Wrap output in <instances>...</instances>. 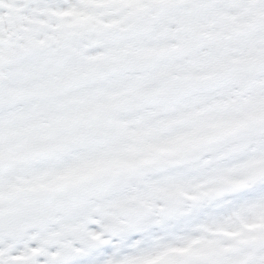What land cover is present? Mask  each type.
Masks as SVG:
<instances>
[{"label": "snow or ice", "instance_id": "6c2138e0", "mask_svg": "<svg viewBox=\"0 0 264 264\" xmlns=\"http://www.w3.org/2000/svg\"><path fill=\"white\" fill-rule=\"evenodd\" d=\"M0 264H264V0H0Z\"/></svg>", "mask_w": 264, "mask_h": 264}]
</instances>
